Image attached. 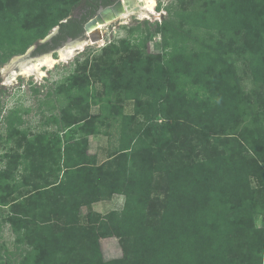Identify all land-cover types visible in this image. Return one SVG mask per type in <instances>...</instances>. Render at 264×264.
Returning a JSON list of instances; mask_svg holds the SVG:
<instances>
[{
    "label": "trees",
    "instance_id": "trees-1",
    "mask_svg": "<svg viewBox=\"0 0 264 264\" xmlns=\"http://www.w3.org/2000/svg\"><path fill=\"white\" fill-rule=\"evenodd\" d=\"M3 2L5 0H0V8ZM47 2L48 6L33 14L34 20L48 19L53 22L52 29L59 26V30L50 41L40 43L35 54L51 51L69 38L83 35L84 22L95 13V10L90 13V7L98 4V0H80L74 5L69 0ZM234 2L241 5V12L250 13L248 22L245 18L247 26L236 24L234 29L230 23L233 16H226L228 7L225 5L215 8L214 16L210 9L208 12L196 11L194 6L198 0L172 1L167 5L175 25L166 23L162 30L164 53L159 57L164 63V71L155 78L152 93L157 97L163 120L160 122L152 117L149 123L158 138L154 145L144 135L129 130V115L112 103L111 88L116 81L114 77L108 81L107 73H104L102 89L96 86L87 89L90 84L86 87L89 82L86 81L80 105H70L77 118L73 138L70 135L73 124L66 121L61 129L64 134L55 142L54 151L46 149L44 154H38L30 161H25V154H19L17 161L6 164L5 178L15 184V190L31 186L25 205L15 208L13 217L31 220L28 221L33 228L27 233L30 246L40 248L43 256L40 260L33 253L24 255L25 264H264V234L257 231V240L249 239L248 234H256L249 222L239 226L240 230L225 224L219 227L218 235L210 239L198 228L202 221L209 222L208 226L211 219L213 222L215 214L225 208L230 191L236 188L244 194L238 192L237 198L246 197L251 203L255 193L250 190V178L259 175L264 179V130L257 126L249 131L253 134L249 137L242 130L243 121L237 109L219 97L221 91L226 92L229 88L230 73L221 62L230 52L246 53L245 56L255 61L257 70L264 66L261 42L264 27L255 26H264V0ZM73 6L79 12L69 15ZM23 10L27 12L26 8ZM217 10L220 17H217ZM13 20L17 18L13 16ZM219 22L224 27L222 32L217 29ZM21 23L25 24V21ZM139 28L132 27L130 35L118 43L104 46L102 54L95 59L135 58L147 41ZM202 28L209 31L206 34L211 41L219 38L221 33L227 34L229 41L226 42L232 46L230 52L223 50L222 43L208 44L203 49L197 45L199 40L195 35ZM38 41L36 39L34 43ZM192 42L196 46L191 49ZM192 59L198 61L194 72L200 77L194 92L173 76L178 68H186V62ZM85 60L87 67L90 54ZM140 62L137 59L136 63ZM256 73L260 77L258 71ZM163 74H171L180 86L167 85L164 78H160ZM67 79L58 84V99ZM214 83L219 86V93L212 91ZM93 106L98 107L97 112H92ZM66 109L68 113L70 109ZM178 121H192L194 144L191 139H182L186 134L178 132L173 125ZM209 127H217L225 136L222 149L218 151H209L204 143L202 130ZM114 129L119 130V136ZM99 135L110 137L102 161L98 152L90 153V138ZM254 135L258 137L252 140ZM256 145V154L249 156L248 151H254ZM157 148L171 152L170 164L160 162ZM210 170L219 174L221 182L217 179V183L208 184ZM156 172L160 177L165 176L168 183L160 203L152 190ZM115 194L124 195L123 209L112 210L103 216L96 214L99 216H96L97 226L79 225L82 207L112 199ZM205 203L211 206L210 220L201 209ZM232 218L234 216L228 220ZM90 229L94 231L92 238L96 242L85 235ZM239 234L241 238H238ZM112 236L119 239L123 256L98 262L92 246L100 244V238ZM237 242L242 246L237 247ZM246 246L247 253L237 250Z\"/></svg>",
    "mask_w": 264,
    "mask_h": 264
},
{
    "label": "rangeland",
    "instance_id": "rangeland-1",
    "mask_svg": "<svg viewBox=\"0 0 264 264\" xmlns=\"http://www.w3.org/2000/svg\"><path fill=\"white\" fill-rule=\"evenodd\" d=\"M172 1L179 2V0H156V4L153 7L154 13L151 15L140 11L142 13L139 14H144L142 18H139L136 14L126 19L120 17L115 21L99 26L103 30V39L86 46L85 52H83L85 49L82 52L75 51L66 60L55 63L53 67H45L42 71L43 73L33 74L32 76L18 75L14 80H9V75L5 76L6 65L15 56L25 54L28 48L35 44L36 39L40 40L49 35L53 30V22L41 17L39 21H36L33 17L35 12L44 8L43 6H48L49 2L47 0H21L19 3L16 0H5L2 3V8H0V10L3 9L2 17H0V21H2L0 22V264H25L24 255L31 253L40 260L43 256L40 248L30 246L31 239L27 233L28 229L32 230L33 228L31 220H25L23 217H13L15 208L25 205L24 201L27 199V193L31 190V186H22L15 190V184L5 178L6 164L9 161H17V155L19 154H25L24 156L27 157L25 161H30L34 156L44 154L46 149L50 152L54 151L55 142H57L59 136L61 137L64 134L61 129L66 121L71 125L73 124L70 134L71 138H73L76 127L74 123L77 118L70 105L71 103L75 106L80 105L84 85H86L84 82L89 81L86 87L89 84L90 86L87 89H93L95 86L102 89L104 73H107L106 76L110 82L111 77H114L116 82L111 88L112 103L122 107L123 112L129 115L131 121L128 127L129 130L144 135L153 145L157 142L158 138L154 135L149 123L152 121V117H155L160 122L163 118L160 114L157 97L152 93V89L155 85V78L164 71V63L159 57L164 53L162 30L167 25L166 23L171 24V26L175 25L170 19L166 8ZM234 1L198 0L194 8L196 11L208 12L209 9L214 11L215 8L220 9V6L225 5L228 7L226 16H233L230 23L234 29L236 24L238 26H247L245 18L248 22L251 17L250 13L247 11L241 12V5ZM69 2L74 5L78 4L80 0H69ZM12 7L13 9H10ZM80 7L81 5L78 6V8ZM23 8H26L27 12ZM217 11V17H220L221 13L219 10ZM76 12H78V9L74 6L69 9V15ZM215 12L212 13V16L215 15ZM13 16L17 20H13ZM11 20L14 21L13 24ZM21 21H25V24H23L24 22L21 23ZM134 26H139V30L143 32L147 39L141 45L140 52L136 54L135 58L95 59L102 54L104 46L118 43L124 37L130 35V29ZM255 26L256 28L264 27L261 25ZM217 29L220 32L224 29L220 22ZM206 33H209V31L202 28L195 35L199 40L197 45H201L202 49L208 44L214 46L216 43H222L223 50L230 52L232 46L226 42L229 41L227 34L221 33L219 38L211 41L209 34L207 35ZM262 33L261 42L264 47V28ZM136 35L135 37H137ZM236 39L238 41L237 36ZM194 46L196 44L193 43L190 48L192 49ZM60 53L55 52L52 56L58 58ZM88 54H90V60L86 67L85 59ZM219 54H222V52L219 51ZM33 55L35 56L37 53H33ZM245 55L246 53L232 51L222 60L221 63L225 65L230 73L229 88L222 93L221 90H218L219 86L214 83L212 91L215 93L221 91L219 97L237 109L236 111H238L243 121L242 130L251 137L253 134L250 132L257 126L264 130V66L257 70L255 61ZM137 59H140L141 62L136 63ZM197 66V59L189 60L186 62V68L181 70L178 68L173 75L181 84H186L187 89L191 92H194L200 81L199 75L194 72L197 70ZM256 71H258L260 77L257 76ZM173 76L171 74H163L160 78L162 80L163 77L167 85L173 84V87L178 88L180 83H176ZM66 78L68 79L61 89L62 96L58 99V84ZM148 91H151V93ZM66 108L70 109L68 113L65 111ZM97 111L98 107L93 106L92 112ZM173 125L178 132L186 134L182 139H191V143L194 144L195 132L193 133L191 130L194 126L192 121L184 123L173 122ZM114 132L116 136H119V130L117 131L116 129ZM202 133L205 138L204 143L209 151L222 149L225 136L221 134L217 127L204 128ZM257 137L254 135L252 140ZM92 138L95 137L93 136ZM98 138L101 141L99 158L102 161L106 156L104 153L109 145L110 137L108 135H99ZM97 145L95 141L94 148ZM257 146L254 147V151L252 149L248 151L249 156L256 154ZM170 154L169 150L165 151L157 148L160 162L163 161L170 164ZM254 165L255 163L253 162L252 167ZM218 175L210 170L207 177L208 184L211 182L217 183V179L221 182L222 179ZM166 181L167 178L165 176L160 177L159 172L154 173L152 190L155 197L158 196L160 198L159 203L168 186ZM222 182L226 183L228 181ZM249 183L251 186L250 190L255 193L254 202L249 203L245 199L246 197L239 200L237 198L239 191L236 188L235 191H230L225 208L223 207L222 210L220 209L215 214L213 222L212 219H209L211 206L207 203L203 205L201 209L208 215L210 224L208 226L209 222L203 223L201 220L202 224L198 228L205 238L216 237L220 232L219 227H223L225 224L229 227H234V230H240V227L248 222L249 225L254 226L256 229V234H248L249 239L257 240V231L264 234V179L259 177V175L257 177L252 176ZM239 193L244 195L242 192ZM124 204V195L115 194L112 200L85 205L81 209L79 225L87 228L94 225L97 226L99 224L97 217L99 216L96 214L103 216L112 210H121ZM230 216H234V218L228 220ZM224 218L226 219L223 220ZM85 235L87 238H94V231L90 229L85 232ZM93 238L92 241L96 242ZM238 238H241L240 234ZM236 246L242 245L237 242ZM92 249L98 257V262L101 263L123 256V249L119 239L114 236L100 238V244L96 247L93 245ZM237 250L248 252L247 246L237 248ZM40 260L38 263L41 262Z\"/></svg>",
    "mask_w": 264,
    "mask_h": 264
},
{
    "label": "water",
    "instance_id": "water-1",
    "mask_svg": "<svg viewBox=\"0 0 264 264\" xmlns=\"http://www.w3.org/2000/svg\"><path fill=\"white\" fill-rule=\"evenodd\" d=\"M127 2L128 0H118L114 4L101 9L99 13L89 19L88 22L85 24V31L83 35L77 38H69L67 41H65L64 44H62L58 48L34 56L33 53L38 48V45L40 43L50 41L58 33L59 26H57L52 30L49 35L40 39L38 43L31 45L25 54L15 56L6 65L5 76L7 77L8 75H10L13 70L19 69L22 63L36 60L47 54L53 55V53L55 52L60 53L61 50L72 46H74L76 52H82L86 48V46L101 41L103 39V30L98 26V24H106L122 17L123 13L127 10ZM66 21L67 19L64 20V22ZM81 44L84 45L81 47Z\"/></svg>",
    "mask_w": 264,
    "mask_h": 264
},
{
    "label": "bare ground",
    "instance_id": "bare-ground-1",
    "mask_svg": "<svg viewBox=\"0 0 264 264\" xmlns=\"http://www.w3.org/2000/svg\"><path fill=\"white\" fill-rule=\"evenodd\" d=\"M136 2V4H135ZM156 4V0H128L127 2V10L123 13L121 18H129L132 15H138L139 18H142V12H145L147 14H152L153 7ZM142 11V12H140ZM105 24H98V26H102ZM84 44H81V47ZM60 53L59 57H54L51 54L44 55L43 57H40L36 60L28 61L25 63H22L19 69H15L12 71V73L9 75V80H14L18 75H33L37 73H41L45 67L51 68L53 65L59 61H64L68 56H71L74 52V46L67 47ZM43 73V72H42Z\"/></svg>",
    "mask_w": 264,
    "mask_h": 264
},
{
    "label": "flooded vegetation",
    "instance_id": "flooded-vegetation-1",
    "mask_svg": "<svg viewBox=\"0 0 264 264\" xmlns=\"http://www.w3.org/2000/svg\"><path fill=\"white\" fill-rule=\"evenodd\" d=\"M107 1H110V3H105L106 2V0H98V4H96V6L93 8V7H90V13H92V11L93 10H95V13L92 15V17L93 16H95L97 13H99V11L101 10V9H103V8H105V7H107V6H109V5H112V4H114L116 1H118V0H107ZM78 12H79V10H78ZM86 12V11H85ZM91 19V18H90ZM88 21H86V22H84V30H85V24L87 23ZM58 48V47H57ZM54 49H56V48H54ZM53 50V49H52Z\"/></svg>",
    "mask_w": 264,
    "mask_h": 264
},
{
    "label": "crops",
    "instance_id": "crops-1",
    "mask_svg": "<svg viewBox=\"0 0 264 264\" xmlns=\"http://www.w3.org/2000/svg\"><path fill=\"white\" fill-rule=\"evenodd\" d=\"M92 137H93V136H92ZM92 137L90 138V144H91V145H90V148H91V149H90V153H93V154H94V153H97V152L99 153V152H100V154H101V143H100L101 141H100V139H99L98 137H95V138H92ZM92 139H93L94 141H93ZM95 141H96L97 144H98L96 148H94V142H95ZM99 144H100V145H99ZM95 149H96V150H95ZM102 150H103V149H102ZM112 199H114V197H113ZM112 199H109V200H112ZM102 201H106V200H102ZM102 201H101V202H102ZM98 202H100V201H98ZM98 202H97V203H98Z\"/></svg>",
    "mask_w": 264,
    "mask_h": 264
}]
</instances>
